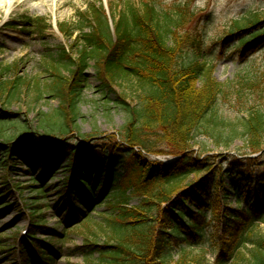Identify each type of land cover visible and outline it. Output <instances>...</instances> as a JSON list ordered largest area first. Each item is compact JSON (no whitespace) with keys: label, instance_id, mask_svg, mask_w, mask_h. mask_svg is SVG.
<instances>
[{"label":"trees","instance_id":"16d2710c","mask_svg":"<svg viewBox=\"0 0 264 264\" xmlns=\"http://www.w3.org/2000/svg\"><path fill=\"white\" fill-rule=\"evenodd\" d=\"M181 1L169 8H160V0H142L141 5L131 2L127 6L121 4L112 8L111 14L101 0L94 1L78 13V29L67 22L59 26L60 32L70 41L72 50L70 52L62 46L60 59L66 60L65 67L70 66L71 69L65 75L62 65L52 64L49 86L53 95L60 99V104L55 112L38 115L35 137L44 143L45 151H50L45 161L47 171L53 170L66 148H71L72 155L65 167L67 176L61 192L62 196L66 195L68 203L75 205L74 193L83 192V197H93L101 190L105 191V196L97 200L96 205L112 201L109 202L114 215L111 219L112 236L103 244L91 240L85 244L89 252H98L107 258L98 264H205L206 254L202 252L189 257L188 247L193 242L198 243L201 232L210 224L201 210L189 221L186 214L191 204L208 205L213 189L219 184L223 186L224 176L205 177L202 181L188 184V189L181 186V178L202 169L196 162L190 165L187 159L198 136L205 135L215 146L226 148L236 139H242L251 152L235 158L241 162L235 172L264 167V97L263 102L247 106L242 90L245 87L256 90L261 82L243 78L239 88L235 89V96L242 103L244 112L237 121L228 120L221 114L218 104L222 98H229L232 86L217 81L215 64L202 58V32L197 26L199 16L193 8L194 0ZM44 21L36 18L28 26L36 27L41 33L47 28L40 27ZM7 25L19 24L12 20ZM233 35L238 40L240 54L255 51L264 45V18L255 15L243 25L235 21L226 36ZM91 60H95L100 89L105 96L113 93L114 103L128 114V120L119 133L121 141L108 137L100 148L108 151L107 157L102 156L108 162H103L95 172L96 186L88 179L80 156L82 148L91 150L92 146L67 142L71 133L76 132L80 136L77 105L88 81L86 71ZM126 80L135 81L137 106H132L126 93L119 94L115 89ZM14 96L11 91L5 96L0 86V101L5 99L11 104ZM10 121L21 126L30 125L20 113L1 108L0 139L6 137L3 124ZM23 128L26 131L27 128ZM12 140L14 138H9L6 146L0 144L5 153L0 165H5L10 158L16 160L13 152L19 150L20 154L23 148L10 146ZM159 145L165 146V150H160ZM153 153L181 157L170 166L163 161L151 160L149 155ZM250 153L260 155L255 158ZM117 154L118 160L113 161ZM259 161L262 162L257 163ZM119 164L122 168H118ZM15 168L13 165L9 167ZM250 178L254 180L253 176ZM261 180L264 181V176ZM8 188H19V183ZM129 190L130 195L127 194ZM40 192L42 188L36 190L37 194ZM230 195L231 192L226 190L223 199L229 201ZM133 196L143 198L139 205L129 204ZM37 203L33 202L34 215L40 212L34 207ZM238 204L240 207L241 200ZM223 209L216 203L211 210L217 225L222 224V235L215 242L213 264H227L236 255H248L246 264H264V235L259 230L263 223L262 206L256 204L253 210L238 208L230 216L225 215ZM43 224L44 219H35L29 230L32 239H36L34 245H29L36 257L43 256L39 246L42 241L34 236L36 229L44 227ZM18 234L16 232V236ZM247 243L252 248L241 252L240 246ZM23 250L22 263L28 264L29 260L24 259L26 250ZM175 250L178 259L172 262Z\"/></svg>","mask_w":264,"mask_h":264},{"label":"rangeland","instance_id":"374dc122","mask_svg":"<svg viewBox=\"0 0 264 264\" xmlns=\"http://www.w3.org/2000/svg\"><path fill=\"white\" fill-rule=\"evenodd\" d=\"M94 1L99 0H0V86L5 96L10 94V91L15 95L11 99V104L6 103L5 99L0 101V110L5 108L12 113H20L30 124L24 125L26 131L24 126L14 121L3 124L6 128V137L0 139V144L6 146L5 142L9 138H14L10 146L19 148L23 144H28V148L25 153L19 154V150L13 152L17 159L10 158L5 161V165L4 163L0 165V264H21L20 253L23 249L27 253L25 259H32L31 264H40L38 260L33 259V248L29 247L36 242L32 241V236L22 234L16 236L17 231L21 232V229L27 226L33 227L35 219H44V227L37 228L34 235L42 241L39 245L41 252H53L55 257V260L48 264H98L107 260L101 253L89 252L85 244L87 240L103 244L112 236L111 219L114 215L109 204L112 202L111 199L96 205L97 200L105 195V191L99 189L100 193L93 197L86 195L83 197V192L74 193L72 198L76 200L75 205L68 203L66 195L62 196L61 192L67 176L65 167L72 155L71 148H66L53 170L47 171L45 161L50 151H45L42 147L44 143L35 139L38 115L53 113L60 104V99L53 95L49 86L52 79V64L62 65L65 75H68L71 69L70 66L65 67L66 60L60 59L62 46L70 49V52L72 50L70 41L60 33L58 26H61L62 22H67L78 29L80 26L77 20L78 13L84 10L86 4ZM101 1L109 14L112 8L121 4L124 6L131 2L142 4V0ZM160 2V8H169L174 3L182 1ZM193 8L197 10L199 16L197 26L202 32L200 40V46L203 48L202 58L215 64L214 76L217 81L230 83L233 90L229 98L220 100L218 110L226 119L237 121L244 112L242 103L240 104L235 96V89L239 88L243 78L261 82L256 90L240 88L245 94L243 98L245 104L249 106L263 102L264 45L242 55L238 51L236 36L226 35L233 28L235 21L243 25L255 15L264 18V0H194ZM36 18L45 20L40 24V27L47 26L44 32L40 33L36 27L28 26V23ZM12 20L19 25L8 26L7 22ZM110 21L113 24L112 19ZM94 64L95 60H91L86 71L88 81L77 105V126L80 136L76 132L71 133L67 137V142L92 146L91 150L82 148L80 156L83 167L88 172V179L95 185V172L103 166V162H108L102 157L103 154L107 157L108 151L100 148L108 137L121 141L119 133L128 120V114L114 103L113 93L107 97L100 89ZM115 89L119 94L126 93L132 106L138 105V91L134 80H126ZM246 146V143L238 138L229 148L218 147L205 135H200L188 153L190 165L196 162L202 169L198 172L192 171L181 178L183 188L188 189V184L202 181L205 177L224 176L223 186L219 184L213 189L208 205L191 204V209L186 214V220L189 221L198 210H201L206 214V221L210 224L201 232L198 243L193 242L188 247L191 253L189 257L205 253V264L214 263L216 238L222 235V224L217 225L211 211L216 203H219L221 208L224 207V214L228 216L234 215L238 208L253 210L256 204L261 205L263 223L259 230L264 235V181L261 180L264 176V167L245 168L235 172L236 166L241 164L235 158L239 159L240 154L251 152ZM158 148L165 150L166 147L159 145ZM255 154L259 153L249 155ZM149 156L151 160L163 161L166 164H170V160L176 157L168 153H153ZM118 158L117 154L112 160L117 161ZM4 159L5 153L0 149V162ZM12 165L16 168L9 169ZM118 168H122L120 164ZM120 172L123 170L120 169ZM250 176H253V181ZM7 183H10L9 185L19 183V188L9 189ZM38 188H42V192L37 194ZM226 190L231 192L229 201L223 200ZM127 194H131L130 190ZM142 199L133 196L129 204L139 205ZM238 200L242 202L240 207ZM34 201H38L34 207L40 209L35 215L32 214ZM175 246L173 242V247ZM250 248L252 246L247 243L241 245L239 250L248 252ZM247 257L248 255L246 257L236 255L227 264H246ZM177 259L178 254L175 250L172 262Z\"/></svg>","mask_w":264,"mask_h":264}]
</instances>
